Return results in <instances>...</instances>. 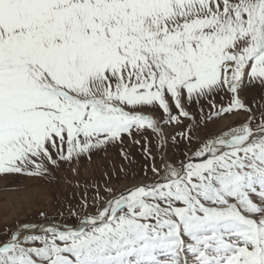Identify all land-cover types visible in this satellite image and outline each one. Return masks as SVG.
<instances>
[{
  "label": "snow or ice",
  "instance_id": "1",
  "mask_svg": "<svg viewBox=\"0 0 264 264\" xmlns=\"http://www.w3.org/2000/svg\"><path fill=\"white\" fill-rule=\"evenodd\" d=\"M254 82L264 0H0V176L44 177L125 138L152 160L139 182L83 188L75 223L9 233L0 264H264V119L240 96ZM193 105L249 118L198 139ZM161 120L183 125L181 157Z\"/></svg>",
  "mask_w": 264,
  "mask_h": 264
},
{
  "label": "rangeland",
  "instance_id": "2",
  "mask_svg": "<svg viewBox=\"0 0 264 264\" xmlns=\"http://www.w3.org/2000/svg\"><path fill=\"white\" fill-rule=\"evenodd\" d=\"M245 104L252 109L253 127L260 122L261 113L264 112V87L253 83L244 88L240 93ZM229 97L217 96L215 103L218 106L226 105ZM205 112L209 111L208 104L203 105ZM197 120L202 123L196 129L198 139L210 138L222 134L231 127L238 126L249 118L248 113L238 115H226L223 118L206 120L199 111V107L193 105L188 109ZM162 113H156L157 119H161ZM163 133L169 140L168 155L170 159L181 157L184 151H188L187 141L179 139L178 134L184 130L182 126L175 124L164 126L161 120ZM191 122L184 120V125ZM172 137H177V144L173 146ZM148 147L152 155L156 156L157 166H160L159 158L161 149L157 137L150 131L148 134ZM131 143L125 138L124 144L112 145L107 150L94 151L89 156L81 158L78 162L61 164L59 168H52L51 174L44 177H29L26 175L13 174L6 178L0 176V241L5 240L9 233L17 230H30L48 226L52 223H75L68 216V207L79 204L82 189L87 187L89 195L94 191V185H102L109 177L112 178L114 186L124 188L132 183L143 179V170L149 168L152 160L148 158L142 146ZM197 146L194 140L192 148ZM122 151L128 153L129 159H124ZM127 172L128 179L123 178V172ZM151 175V173H149ZM120 177L117 182V177ZM79 186V187H77ZM75 210H78L75 209ZM44 213V216H41ZM26 225L31 227L26 228ZM44 235V234H43ZM34 246L39 247L37 243Z\"/></svg>",
  "mask_w": 264,
  "mask_h": 264
},
{
  "label": "water",
  "instance_id": "3",
  "mask_svg": "<svg viewBox=\"0 0 264 264\" xmlns=\"http://www.w3.org/2000/svg\"><path fill=\"white\" fill-rule=\"evenodd\" d=\"M52 226H57V227H63L64 225H61L59 223H52V224H49L48 226H44V227H39V228H36V229H32V230H28V231H20L19 232V235H20V238L23 239L29 235H42L44 234V229L47 228V227H52Z\"/></svg>",
  "mask_w": 264,
  "mask_h": 264
}]
</instances>
